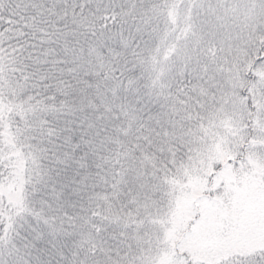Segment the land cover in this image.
Returning a JSON list of instances; mask_svg holds the SVG:
<instances>
[{
	"label": "snow or ice",
	"instance_id": "1",
	"mask_svg": "<svg viewBox=\"0 0 264 264\" xmlns=\"http://www.w3.org/2000/svg\"><path fill=\"white\" fill-rule=\"evenodd\" d=\"M0 264H264V0H0Z\"/></svg>",
	"mask_w": 264,
	"mask_h": 264
}]
</instances>
